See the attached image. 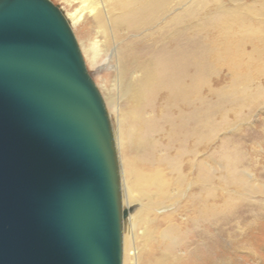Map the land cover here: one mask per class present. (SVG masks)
<instances>
[{
	"label": "bare ground",
	"instance_id": "6f19581e",
	"mask_svg": "<svg viewBox=\"0 0 264 264\" xmlns=\"http://www.w3.org/2000/svg\"><path fill=\"white\" fill-rule=\"evenodd\" d=\"M70 9L90 61L111 69L101 80L123 264H264V171L229 138L218 143L221 170L210 163L216 118L243 138L264 103V0H73ZM259 122L253 151L264 168Z\"/></svg>",
	"mask_w": 264,
	"mask_h": 264
},
{
	"label": "water",
	"instance_id": "95a60500",
	"mask_svg": "<svg viewBox=\"0 0 264 264\" xmlns=\"http://www.w3.org/2000/svg\"><path fill=\"white\" fill-rule=\"evenodd\" d=\"M104 97L52 0H0V264H123Z\"/></svg>",
	"mask_w": 264,
	"mask_h": 264
},
{
	"label": "rangeland",
	"instance_id": "374dc122",
	"mask_svg": "<svg viewBox=\"0 0 264 264\" xmlns=\"http://www.w3.org/2000/svg\"><path fill=\"white\" fill-rule=\"evenodd\" d=\"M56 5H58L60 7V9L64 12V14L66 15L67 19H69L70 21V25L76 35V38L78 40V43L80 45V48L82 50L85 62L87 64V68L89 70V72L91 73L93 79L95 80L97 86L99 87L105 103L107 105V109L108 108V104L106 101V95H105V91L103 89V82L104 80H101L102 77H106L108 75L107 72H109V66L107 67V61L101 60L100 62H98L97 64H93L90 59L89 56L85 53L84 50V41H86V39L84 40L83 34L81 33L80 27L79 25L72 20L70 14L71 9H70V5L72 4L73 0H52ZM94 38L96 40L99 41V44L102 43V37L99 34L94 35ZM104 61V62H103ZM264 115V103L262 105V109L255 111L252 115L251 118V124L249 125H245L248 127H245L243 131H241L242 133H244L243 138H240L239 136H237L236 134L234 135L232 132V129H229L227 126L224 127L223 123L220 122V117L216 118L217 120V125L214 127L213 131H212V142H211V154L212 156L215 158L216 161H211L210 163L212 164V166L214 168H218L217 171L219 172L221 170L219 163L221 164V160H220V152H219V144L221 139L223 138H229L233 141L234 145H237L238 148L244 153V156L247 158H249V161L251 160L252 163H248L246 162L247 165H249L250 169L253 167V169H255L256 171L258 170H263L264 168L262 167L261 164V158H260V154H261V149H260V144L259 142H262V139H257V136L259 135L257 133V126L260 125V119L261 116ZM235 117L233 115H230L228 118V123L230 121V124L235 122ZM220 122V123H219ZM218 127V128H217ZM221 127V128H220ZM223 127V128H222ZM228 128V129H227ZM247 128H249L247 130ZM236 133V132H235ZM214 138V139H213ZM219 143V144H218ZM262 146V145H261ZM256 149H260L258 155H256L253 151L254 148ZM259 147V148H258ZM264 154V153H263ZM246 161V160H245ZM130 264H133L132 262ZM254 264V263H253Z\"/></svg>",
	"mask_w": 264,
	"mask_h": 264
}]
</instances>
